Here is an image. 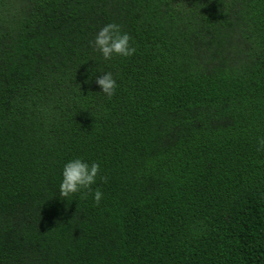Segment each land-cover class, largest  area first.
<instances>
[{
    "label": "trees",
    "instance_id": "16d2710c",
    "mask_svg": "<svg viewBox=\"0 0 264 264\" xmlns=\"http://www.w3.org/2000/svg\"><path fill=\"white\" fill-rule=\"evenodd\" d=\"M260 139L264 0H0V264H264Z\"/></svg>",
    "mask_w": 264,
    "mask_h": 264
},
{
    "label": "clouds",
    "instance_id": "9594fccd",
    "mask_svg": "<svg viewBox=\"0 0 264 264\" xmlns=\"http://www.w3.org/2000/svg\"><path fill=\"white\" fill-rule=\"evenodd\" d=\"M130 36L123 32L120 26L115 23H107L100 27L89 44L94 51L100 54L104 60H109L113 56L128 57L135 49L129 43ZM102 74L96 75L95 83L99 87V92L110 98L116 87V81L111 72L99 71ZM89 77H86V81ZM259 145L264 146V139L259 140ZM99 171V164L96 161L88 162L81 157H73L67 160L61 169V179L58 185V195L66 198L71 194L80 192L87 195L83 190L92 191V199L99 203L102 192L99 189L92 190L91 185L95 182ZM103 180L104 177H101Z\"/></svg>",
    "mask_w": 264,
    "mask_h": 264
}]
</instances>
